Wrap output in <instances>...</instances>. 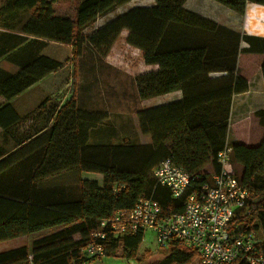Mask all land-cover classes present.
Segmentation results:
<instances>
[{
	"label": "trees",
	"instance_id": "obj_1",
	"mask_svg": "<svg viewBox=\"0 0 264 264\" xmlns=\"http://www.w3.org/2000/svg\"><path fill=\"white\" fill-rule=\"evenodd\" d=\"M60 1L5 0L0 6V60L17 66L15 72L0 69V97L8 101L0 106V242L48 231L30 247L0 252V264H87L98 257L85 251L92 242L102 244L104 255L121 252L141 262L144 233L115 236L101 221L115 210L133 208L140 198L157 200L166 213L181 211L183 201L173 199L153 176L165 159L198 183L220 171L216 156L228 144L233 96L248 90L238 68L241 44L264 52V39L190 11L186 0L135 6L86 36L83 30L97 17L130 0H78L75 20L54 13ZM214 1L240 15L248 2L264 5V0ZM124 29L127 43L142 52L144 63L158 66L135 78L138 98L182 93L180 100L136 112L150 143L129 137L91 142V132L107 115L85 109L75 90L61 103L43 99L34 111L37 119L18 114L13 98L69 62H75L76 71L88 46L105 56ZM213 72L225 74L212 77ZM262 72L264 77V60ZM254 114L260 127L251 128L250 142H231L232 164L242 167L236 176L252 200L245 218L248 230L258 229L257 219L264 229V109ZM29 119V128L22 130ZM208 165L210 171L204 169ZM64 171L98 173L102 180L80 176L74 186L43 184ZM96 232L105 238L93 237ZM170 247L165 258L150 264H190L196 256L179 241Z\"/></svg>",
	"mask_w": 264,
	"mask_h": 264
},
{
	"label": "rangeland",
	"instance_id": "obj_2",
	"mask_svg": "<svg viewBox=\"0 0 264 264\" xmlns=\"http://www.w3.org/2000/svg\"><path fill=\"white\" fill-rule=\"evenodd\" d=\"M77 1L64 0L55 3L53 5L54 13L57 16L75 20ZM4 2L5 0H0V6ZM153 4H155V0H130L123 5L115 6L107 14L97 17L93 23L83 30V33L86 36L92 34L109 21L135 6H149ZM127 34L128 31L126 29L122 30L107 54L103 55V57L95 53V51L92 52L93 50L91 51V49H94L93 47H86L82 57L78 61V65H76V71L73 64L75 62L72 61L48 79L53 85L54 93L50 96H52V100L54 99L55 103H61L69 99L75 90L79 102L85 109L89 111L102 110L107 115L104 122L91 132L90 141L93 143H117L123 137H129L134 141L145 144L147 137L139 129V120L136 112L142 108L145 109L177 101V96H174L172 101L169 99L170 97L172 98L173 92L144 100L138 98L135 88V78L142 73L157 70L158 66L146 65L144 63L142 52L127 43ZM260 59L261 57L257 60ZM250 65L255 67V65H258V61L254 59ZM0 69L6 72H15L17 66L6 60H0ZM38 98L40 97L34 99V102ZM249 113L246 115L247 123L251 122L254 126L260 127L259 119L255 116V112ZM27 114H30L28 117L32 119L39 118L37 113L34 116V111ZM231 137L230 133L229 138L227 137L229 145H231ZM252 138H256V136L253 135ZM234 141L241 142L240 140H233L232 142ZM204 169L210 171L211 166L208 165ZM232 170L237 176L242 174V167L240 165L232 164ZM83 175L91 177L90 179H99L101 177L97 173L80 174L77 171H64L44 180L43 184H67L74 186L78 183V178ZM259 199L260 196L254 199V201ZM256 224L258 225V229L255 230L256 235L264 242V229L259 219L256 220ZM47 232L44 231L2 241L0 242V252L24 245L30 247L33 240ZM170 246L161 248L156 243L153 233L147 231L144 234V239L138 252V259L141 262H137L136 259L130 260L121 257V252H111L102 257H91L88 259L89 262L87 264H150L165 258L171 251Z\"/></svg>",
	"mask_w": 264,
	"mask_h": 264
},
{
	"label": "built area",
	"instance_id": "obj_3",
	"mask_svg": "<svg viewBox=\"0 0 264 264\" xmlns=\"http://www.w3.org/2000/svg\"><path fill=\"white\" fill-rule=\"evenodd\" d=\"M231 157L232 147L227 144L216 156L220 171L201 183L185 168L163 160L153 176L173 199L183 201L182 210L166 213L157 200L140 198L133 208L115 210L101 225L109 226L115 236L151 231L161 248L179 241L196 253L191 264H264V242L255 230L245 228L252 200L232 170ZM92 236L105 238L99 232ZM85 251L91 256L105 254L102 244L95 242Z\"/></svg>",
	"mask_w": 264,
	"mask_h": 264
},
{
	"label": "crops",
	"instance_id": "obj_4",
	"mask_svg": "<svg viewBox=\"0 0 264 264\" xmlns=\"http://www.w3.org/2000/svg\"><path fill=\"white\" fill-rule=\"evenodd\" d=\"M184 7L239 33L264 39V5L248 2L243 15L236 13L214 0H186ZM248 47L249 45L245 42L241 44L242 51L238 58L239 74L248 81V90L233 96L229 121L230 126L228 130V138L230 133L232 135L231 142L233 140H240L245 144L250 142L249 137L252 131L251 128L255 127L251 122L247 123V113H253L257 110L264 109V77L262 72L264 52L258 49L249 51ZM259 57H261V59L257 60ZM254 59L258 61V65L252 67L250 64L253 63ZM62 69L48 74L10 101L18 114L23 116L31 111H35L43 99L46 97L52 98L50 95L54 93L53 85L48 79ZM172 95V98H169L171 101L174 96H177V100L182 98V93L180 91L173 92ZM37 97L40 98L34 102V99ZM53 100H51L50 103H52ZM6 102H8L6 99L0 97V106ZM31 122L32 119L26 121L22 126V130L28 129ZM145 136L147 137L145 143H150V135L145 134ZM98 175L101 177L95 180L101 182L102 175ZM81 177L91 178L84 175Z\"/></svg>",
	"mask_w": 264,
	"mask_h": 264
}]
</instances>
